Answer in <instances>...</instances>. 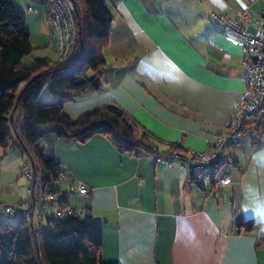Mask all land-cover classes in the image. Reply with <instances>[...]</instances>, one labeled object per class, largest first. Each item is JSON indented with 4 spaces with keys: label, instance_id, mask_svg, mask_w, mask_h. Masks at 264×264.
<instances>
[{
    "label": "crops",
    "instance_id": "obj_1",
    "mask_svg": "<svg viewBox=\"0 0 264 264\" xmlns=\"http://www.w3.org/2000/svg\"><path fill=\"white\" fill-rule=\"evenodd\" d=\"M104 1L113 19L100 88L78 92L64 111L75 118L116 104L159 141L161 155L170 144L183 153L208 151V141L224 132L245 93L243 42L211 13L237 18L245 0ZM250 10L246 28L254 33L264 0ZM41 35H47L43 28L34 41ZM12 117L22 124V109ZM40 132L44 150L90 188L85 195L70 192L67 204L88 209L100 226L103 262L264 264V243L258 246L264 239V122L255 145L245 137L228 149L231 160L220 173L231 182L219 187L199 183L178 161L166 165L156 154L120 153L102 135L81 143L58 137L55 128ZM56 183L54 190L66 189L65 180ZM245 219L254 221L253 230L236 232L235 224Z\"/></svg>",
    "mask_w": 264,
    "mask_h": 264
},
{
    "label": "trees",
    "instance_id": "obj_2",
    "mask_svg": "<svg viewBox=\"0 0 264 264\" xmlns=\"http://www.w3.org/2000/svg\"><path fill=\"white\" fill-rule=\"evenodd\" d=\"M73 2L78 36L68 57L57 62L38 57L32 66H24L22 59L33 50L26 18L12 0H0V148L13 146L21 156H27L43 188L57 194L60 206L67 204V196L51 185L59 180L61 166L41 146V130L55 128L58 137L81 143L102 135L120 153L161 155L159 141L116 104L95 107L75 118L64 111V104L78 92L100 88L99 78L106 67L102 50L108 44L113 19L104 0ZM22 82L26 84L19 90ZM45 85L53 99L50 103L40 101ZM15 106L23 111L22 124L12 117ZM174 153L184 154L170 144L166 154ZM9 219L0 214V264H109L101 258L102 230L91 214L58 219L48 216L44 227L34 230L22 219L18 218L16 225ZM234 228L249 232L254 221L241 220ZM262 243L264 239L258 246Z\"/></svg>",
    "mask_w": 264,
    "mask_h": 264
},
{
    "label": "built area",
    "instance_id": "obj_3",
    "mask_svg": "<svg viewBox=\"0 0 264 264\" xmlns=\"http://www.w3.org/2000/svg\"><path fill=\"white\" fill-rule=\"evenodd\" d=\"M257 0H245L246 5L237 18H230L212 11V17L228 32L239 36L243 42V65L245 93L240 103L233 109L223 133L208 141V151H189L184 154L159 155V160L166 165L178 161L182 171L190 172L199 183L210 182L214 187L225 186L231 182L228 173H220L228 165V149L243 138L248 137L252 145L259 138V131L264 122V17L261 18L256 32L247 30L250 17V5ZM46 7V20L50 35L55 44L57 60H65L77 40V9L73 0H43ZM31 9V8H29ZM22 172L29 181V197L26 201L6 205L3 216L22 219L29 230L44 227L48 216L55 219L67 216H86L90 211L84 207L68 204L60 206L57 194L48 192L42 186L40 175L36 172L27 156H22ZM59 179L66 181V189L60 194L70 192L85 195L90 188L73 179L66 169L60 168ZM56 206L51 212L50 207Z\"/></svg>",
    "mask_w": 264,
    "mask_h": 264
},
{
    "label": "rangeland",
    "instance_id": "obj_4",
    "mask_svg": "<svg viewBox=\"0 0 264 264\" xmlns=\"http://www.w3.org/2000/svg\"><path fill=\"white\" fill-rule=\"evenodd\" d=\"M12 2L14 6L24 14L27 30L33 36V50L22 59V64L24 66H32L34 58L42 56L43 53L52 57V59L56 58L57 53L54 50V42L50 35L48 22L46 20V7L43 0H12ZM42 28L45 29L47 35L44 37L41 35L40 40L37 41L40 43L37 44V42L34 41V39L36 40L35 34ZM52 100L49 86L45 85L40 93V101L42 103H50ZM17 116L18 112L16 114V117ZM4 152H6V154H4ZM22 162V156L16 147L10 146L8 149L0 148V210L3 209L5 204L29 197V181L22 172ZM223 168L225 169L227 166L224 165ZM57 186L58 184L53 182L51 188L55 189ZM191 187L194 189L195 196L198 193L201 196V192L196 183H192ZM50 210V213L54 211H52V209ZM17 222L18 218L16 217L10 220L11 225H16Z\"/></svg>",
    "mask_w": 264,
    "mask_h": 264
},
{
    "label": "water",
    "instance_id": "obj_5",
    "mask_svg": "<svg viewBox=\"0 0 264 264\" xmlns=\"http://www.w3.org/2000/svg\"><path fill=\"white\" fill-rule=\"evenodd\" d=\"M32 80H33V79H31L30 82H31ZM22 94H23V91L20 93L18 99L20 98V96H21ZM16 108H17V106H15L13 110H15Z\"/></svg>",
    "mask_w": 264,
    "mask_h": 264
}]
</instances>
